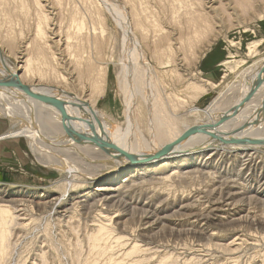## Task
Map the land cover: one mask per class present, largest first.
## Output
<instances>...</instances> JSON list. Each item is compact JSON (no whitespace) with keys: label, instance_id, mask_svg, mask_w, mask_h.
Wrapping results in <instances>:
<instances>
[{"label":"rangeland","instance_id":"obj_1","mask_svg":"<svg viewBox=\"0 0 264 264\" xmlns=\"http://www.w3.org/2000/svg\"><path fill=\"white\" fill-rule=\"evenodd\" d=\"M83 1L0 0V41L3 42L5 55L11 63L23 65L25 59H29L32 68L25 81H38L47 85L51 83L50 85L58 86L59 90L65 89L84 96V92L88 93L89 82L78 81V78L86 76L80 73L92 70L93 56L104 55L106 59L111 56L114 59L119 57L122 29L110 15L101 12L98 15L94 11L95 7L89 5L92 2ZM119 1L125 5L131 17L132 6L149 16V20L162 28V34H169L165 44L171 42L173 47L179 48L181 40H176L181 33L179 24L184 22V5L190 0ZM191 1L194 2L193 6L198 3ZM226 1L200 0L203 6L200 5L199 8H205V12L209 14L210 9L217 12V19L214 18L212 23H206L202 27L203 30L198 34H203L195 35L196 39L200 36L197 41L193 36L189 44L182 42L181 50L176 48L179 53L173 54V58H176L173 65L156 64L155 59L161 55L155 58L150 52L147 56L151 59H147L156 68V86L160 94L170 100L168 106L172 114H180L181 117L186 115L188 122H195L197 118L190 109H205L213 99L219 97L231 101H227L230 106L224 113L234 123L264 126V103L261 101L262 96H259L262 90L258 91L263 86L254 89L252 96L246 98L247 94L239 91L238 85L245 70L254 63L264 61V0H249L247 7L236 6L234 0ZM40 3L43 5V12L51 17L50 22L48 20L42 23L45 25L47 45L50 48L45 49L41 58H37L35 33L42 19V13H39ZM76 9L81 12L76 13ZM82 17L87 26L94 28V34H87L79 26V19ZM152 31L153 27L150 26V33ZM102 39L109 42L108 48L100 43ZM199 43L203 45L200 46ZM249 48L254 51L249 53ZM180 52L184 54V59ZM81 54L86 57L81 59ZM114 67L109 64L105 74H96L99 76L92 83L100 92L92 101L97 110L125 130L127 122L117 86V68ZM172 67L174 71H170ZM24 68L19 70V74L24 75ZM175 74L182 79L174 78ZM194 80L201 81V84L206 81L208 89L205 95L191 101L188 96H192V91L184 89L186 84ZM210 82L214 85L210 86ZM232 85L235 88L233 92L229 89ZM227 92L229 95H224ZM184 98L190 102H181ZM243 99L245 101L242 106L230 112ZM136 117L139 129L147 137L144 122L137 115ZM11 125L13 123L8 117L1 116L0 136L12 130ZM239 155L238 152L235 154L232 150L223 149L206 164H187L179 167V171L175 169L178 168L175 165L168 166L163 171L149 170L132 178L133 187L122 186L119 191L112 192L115 196L111 193L107 196L109 201H103L100 200L102 195L98 193L89 194L88 197L75 194L74 190L78 189L72 186H68L63 194L62 185L66 182L84 184L83 179L87 177L85 172H82L84 176L77 177L74 169L54 171L39 162L28 148L24 137L0 138V204L18 207L14 209V214L19 215L17 222L20 223L13 227V249L5 264H84L89 252L86 232L101 223L111 229L109 235L121 242L116 252H124L134 244L140 246L142 251L133 256V259L140 261L139 264H264V152H259L258 159L246 164L245 158ZM65 158L67 165L72 163L80 169H88L84 162L79 163L68 155ZM101 164L93 169L99 174L102 172L99 180L107 178L104 176L107 165L102 167ZM123 178L120 177L119 180ZM97 180L88 185L93 188L101 184ZM120 181L118 184H125ZM106 184H111V181ZM57 198L59 200L56 201ZM76 201L77 204H73ZM51 203L52 205H48ZM85 211L88 213H84ZM57 217L63 220L60 222ZM44 251L48 253L46 257L49 261L45 257V260L40 258Z\"/></svg>","mask_w":264,"mask_h":264},{"label":"bare ground","instance_id":"obj_2","mask_svg":"<svg viewBox=\"0 0 264 264\" xmlns=\"http://www.w3.org/2000/svg\"><path fill=\"white\" fill-rule=\"evenodd\" d=\"M195 1H198V3L196 2L195 6H193L194 2L191 3V0L190 2L188 1V3L185 2L184 5L186 6L185 19L184 22L179 24L181 25L179 26L181 33L179 35L177 32L179 39L178 36L176 39L178 41L181 40V43H179L181 48H183L182 42L183 44L185 42L189 44L190 38L193 36L195 38V35L203 30L202 27L206 23H212L214 18L215 20L217 19L215 17L217 16L215 15L217 12L210 9L209 12H211V14H209L208 12H205V8H199L201 7L200 5H202L200 0ZM88 2H92L89 3V5L95 7L94 11L97 14L101 12L102 14L110 15L114 19L115 23L122 29V47L119 57L114 59L111 56L110 58L106 59L104 55H99L97 57L93 56L91 64L92 70L90 72L86 71V73H80L86 75L87 77L79 76L78 78V81L86 80L89 82V84H87L89 88L87 91L88 93L86 94L84 92V96H82L80 95L81 93L76 94L72 91L67 92L65 89L63 91L59 90L58 86H54V84L50 85L51 83L47 85L38 81L36 83H29L25 81L28 79V74L31 73L29 70L32 68L29 59H25V64L23 65H20L19 63H11L5 55L3 46L4 44L2 41H0V117L6 116L13 123V125H11L12 130L3 133L0 138L16 136L24 137L28 148L33 154H35L39 162L47 165V167L51 169H54V171L74 169V173L77 177H81V175L84 176L82 172H85L84 174L87 176L85 179H83L85 183L71 184V182H66L62 185L63 194H65L68 186H72L75 189H78L74 190L75 194L88 197L89 194L98 193L102 195V198H99L100 200L103 199V201L108 198L107 196L110 193L112 196H115L112 194V192L119 191L122 186L124 188L133 187L132 178L134 176L145 174V172H148L149 170L153 172H156V170L163 171L165 168L171 165L178 167L175 169L179 171V167L187 164H195L196 162L199 164H206V162H209L208 160L216 155L219 150L227 149L234 151L235 154L237 152L240 153L239 156L245 158V164L255 161V158L258 159L259 152H264V126H259L254 123L248 125H238L236 122L234 123L232 119H230L224 113V110H227V108L230 106V104L227 105L229 101L225 100L226 98H223V100L219 99V97L213 99L212 103L205 109H200L197 107L191 108L190 111L194 112L197 118L196 121L192 123L187 121L188 119L185 117L186 115L181 117L180 114L175 115L171 113L169 109L170 106H168V102H170V100H166L160 94L156 86L154 76V71H156V68L153 67L147 59L149 56H147V53L150 52L149 54L155 58L157 55H161L159 56L161 59H158L159 57L155 59L154 62H156V64H168V66L173 65V61L176 59L173 58V54L175 55L176 52L178 54L179 51L176 50L177 47H173L171 42L165 44V40L169 39V34H162V28H159L157 24H154L151 20H149V16L146 14L144 15L142 11L138 9L136 10V8L133 6V17H131L125 5L119 0L83 1V3ZM233 2L238 7H247L249 5V0H234ZM35 3L38 4V1H35ZM224 5L226 4H223V6ZM231 5H233V3ZM42 6L40 3L39 13H42V19L37 25L35 33V42L38 44L36 46L37 56L35 54L37 58H41L42 56L40 55L44 53L45 49L47 50L50 48V45H47L48 41L46 39L48 35L46 33L45 25L42 23L48 22L51 17H49L46 12H43ZM78 8L79 7H77V9ZM77 9L76 13L80 11ZM83 10L85 12L86 9ZM91 12L93 13V11ZM79 26H81V28L84 29L87 34H94L92 31L94 28L85 24L84 17L79 19ZM150 26L153 27V31L151 33ZM55 33L54 35H56ZM200 34L202 35L203 32ZM199 37H197V39ZM60 39L61 38H58V40ZM197 39L195 38L196 41ZM12 40L14 41V39ZM192 40L193 39H191V41ZM100 43H102L105 48L109 47V42L106 40L102 39V42ZM187 43L186 45L188 46ZM202 43L205 44L203 41ZM203 44H200V46ZM180 45L177 49L181 50ZM191 46L192 45L190 44V47ZM191 48H189V50H191ZM198 51L199 50H197V52ZM253 51V48H249V53H252ZM183 53L185 54V51H183ZM195 53L194 55H196ZM184 54L182 55V52H180V55L184 56ZM182 56H180V58ZM85 57L86 56L84 54L80 55L81 59H84ZM148 58L151 59V57ZM184 58L185 56L182 59ZM185 60L187 63V59ZM79 63H81V60ZM109 64H113L117 68L115 69L117 70V86L122 96L124 114L127 122V127L125 130L121 126L114 123L110 118L106 117L103 112L97 110L92 101L93 98H96L100 92L98 88L94 87L92 81H94L99 76L96 74H105L108 70ZM263 66L264 61L254 63L249 69L242 73V79L239 81L240 83L238 85L240 86L239 91H242L248 95L252 85L255 83H253V81L258 77V82H256L254 89L263 86V88L259 89L258 91L262 90V93H260L259 96L260 98L262 96L261 101L264 103ZM23 67H25L24 75L19 74V70ZM173 69L174 68L172 67L170 71L175 70ZM93 71H95V73H91ZM174 78H178V80L182 79L180 75L177 74H175ZM200 82H196L194 80L185 86L184 90L192 91V96H188L191 101L197 99L199 96L205 95L208 89L205 84L206 81L203 84ZM211 84L210 86L214 85ZM82 87L85 88V86ZM229 89L232 90L231 92L235 91L234 85L230 86ZM29 92L64 101L63 106L65 109L66 118L64 119L61 111L55 106L43 102L42 100L31 95ZM224 95L229 94L227 92ZM176 97L177 96H174V98ZM185 99L186 98L181 100V102L187 103V101H189ZM171 106L174 107V105ZM187 109L188 112L189 108ZM136 115L144 122V126L148 133L147 137L143 135L139 129V122ZM71 130L72 132H70ZM80 137H85V139ZM221 152L223 153V151ZM65 155L74 158L79 163L84 162L83 164L88 166V169H80L72 163L67 165L65 163ZM203 155L207 156L204 157ZM99 163H102V167L103 165H107V168L104 170V176H107V178L103 180H99V175H101L102 172L99 174V172L93 171V169H95ZM188 172L190 173V171ZM75 175L72 176L75 177ZM120 177L124 178L120 181ZM95 180H97V183L99 182L101 184L91 188L88 183L92 184ZM109 181H111V184H106ZM119 181H123L125 184H118ZM57 200H59V198H57L56 201ZM107 200L109 201V199H106V201ZM77 202L78 201L73 204H77ZM227 202L228 201H226V203ZM52 203L48 205H52ZM15 207L13 206L12 208V205L8 206L0 204V264H5L7 258L10 256V253L12 252L11 250L13 249V227L20 224L17 222L19 220V215L14 214V209H18V207ZM91 208H93V206ZM86 212L87 211L84 213ZM62 220H60V222ZM194 222L196 221L194 220ZM66 223L68 224V222ZM73 231L75 230L73 229ZM110 231L111 229L103 223L96 225L91 230H87L86 237L88 240L89 252L84 264H139L140 261L138 259H133V256L140 250L142 251L140 246L134 244L124 252H116V249L121 245V242L112 235H109ZM50 232H52V230ZM76 238L78 237L76 236ZM112 243L115 245L112 246ZM56 249H54V251L56 256H58ZM47 254L48 253L44 251L43 254L40 255V258L42 260H45L44 257L47 259ZM47 261L49 260L47 259Z\"/></svg>","mask_w":264,"mask_h":264},{"label":"water","instance_id":"obj_3","mask_svg":"<svg viewBox=\"0 0 264 264\" xmlns=\"http://www.w3.org/2000/svg\"><path fill=\"white\" fill-rule=\"evenodd\" d=\"M263 69H264V66H263ZM256 82H258V77H257V79H255L253 81L254 85H252V87H251L248 95L246 96V98H249L250 96H252V94L254 92V86H255ZM27 92H28V90H27ZM29 93L31 95H33L34 97L42 100L43 102H46V103H49V104L55 106L58 110L61 111V113L63 114L64 119L66 118L65 109H64V106H63L64 105V101L56 99V98L44 96V95L35 94V93H32V92H29ZM244 101H245V99H243L242 102L238 103L233 109H231L230 112H234L237 108H240L242 106V104L244 103ZM70 132H72V130ZM80 138L85 139V137H80Z\"/></svg>","mask_w":264,"mask_h":264}]
</instances>
